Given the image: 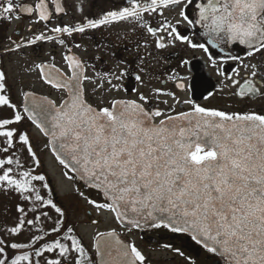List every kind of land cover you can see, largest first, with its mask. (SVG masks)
<instances>
[{
  "label": "snow or ice",
  "instance_id": "snow-or-ice-1",
  "mask_svg": "<svg viewBox=\"0 0 264 264\" xmlns=\"http://www.w3.org/2000/svg\"><path fill=\"white\" fill-rule=\"evenodd\" d=\"M177 10L173 23L166 13ZM55 13H65L59 0H55ZM21 14H35L38 21L51 19L45 0H38L33 7L0 0V20L11 23ZM147 17L157 19V25L153 26ZM118 23L155 37L157 50L177 43L200 49L214 67L217 60L210 48L218 49L223 54L221 62H237L232 69L236 77L241 67L250 69L234 95L249 99L264 96L257 87H264V64L243 62L264 54V0H125L121 7L98 18L85 16L82 23L53 27L51 31L61 36H83ZM182 25L191 30L198 28V34L207 37L206 42H194L180 31ZM7 40L0 47V62L9 54H23V49L38 41L65 45L60 36L43 33L26 40ZM139 46L147 48V43ZM234 46L241 47L245 57L232 55ZM75 47L81 45L76 43ZM63 61L67 73L52 62L25 68L66 95L57 103L23 92L22 110L12 102L8 73L0 67V110H10V115L0 116V153L6 154L0 159V191L15 193L31 205H16L17 222L5 229V234L17 237L30 231L42 217L53 224L47 232L39 229L43 235H33L27 242L0 238V264H41V258L44 264H95L75 228L66 225L65 210L53 199H45L35 186L34 182H44L42 187L51 193L46 176L33 174L34 169H26L18 157L7 155L10 150L14 153L18 144L40 167L29 132L19 127L25 121L47 138L44 147L65 170L63 176L95 192L98 199L79 187L75 189L98 216L113 214L129 232L163 227L185 235L209 258L214 257L215 264H264V114L204 107L191 98L180 100L175 93L161 88L153 89L150 95L141 92L135 99L117 98L114 92H127L122 83L127 71L97 69L74 54H65ZM145 63L140 57L134 77L139 85H144V76L151 79L148 68L141 66ZM218 75L225 77V88L240 84L239 79L219 68ZM169 79L177 81L178 89L186 90L183 76L173 72ZM161 97H170L175 105L188 108L177 111ZM161 103L166 109L159 107ZM48 210L55 212V219ZM29 213L32 219L27 218ZM98 223L97 219L91 220L92 225ZM48 236L52 239H46ZM93 241L100 264H147L142 251L122 240L115 229L98 231ZM163 247L184 256L170 244ZM188 260L195 264L191 258Z\"/></svg>",
  "mask_w": 264,
  "mask_h": 264
},
{
  "label": "flooded vegetation",
  "instance_id": "flooded-vegetation-1",
  "mask_svg": "<svg viewBox=\"0 0 264 264\" xmlns=\"http://www.w3.org/2000/svg\"><path fill=\"white\" fill-rule=\"evenodd\" d=\"M37 2L38 0H14V3L18 5L23 4L26 7H33ZM45 2L51 13V19L48 22L38 21L35 14L32 16L21 14L20 19H13L11 23L0 20V47L8 42V37H11L13 40H26L27 38H32L34 35H40L41 33L53 37L60 36V38L65 40V45H59L53 41H38L35 46L23 49V54L15 53L4 57L2 62H0V65L5 71L6 61L11 62V60H13L11 66L18 67L20 72H27L25 71V68L31 67L34 63L52 62L55 63L56 67L67 73L68 69L63 61V56L65 54H74L80 59L87 61L89 64H95L97 69H103L104 71L115 70L116 72L121 70L127 71L129 74L124 77L122 82L124 89H127V92L123 90V95L119 98L135 99L133 97V94L135 93L133 89H137L139 85L134 83L136 82L134 77L137 74V68L135 66H137L140 57H144L145 62L151 64V67L146 66L151 75V79L148 76H144V78L152 81L154 84L152 87L153 89L161 88L166 92H172L175 93V95L181 94L188 99L191 98L195 102L201 103L205 101V96H207L208 92L213 89V85L217 86L219 82V80H215L214 83L210 81L213 76L210 75L209 69L216 68V75H218L219 68L227 74L232 75L233 79L240 80V84L231 87L232 92L231 95H229V101H231L232 97L238 100V102H262L264 104V96L249 99L240 98L239 96L234 95V93L239 90L240 86L243 85L244 79L250 73V69L245 70L241 67L239 69L240 76L236 77L232 72V69L238 66L237 62H221L220 58L223 54L220 53L218 49L210 48L211 54L217 60V66L214 67L212 62L209 61L208 55L202 50L191 49L184 44L177 43L175 47L157 50L154 44L156 39L155 37L148 35L144 30L139 28L132 31L133 26L125 23H118L112 26L89 31L83 36L80 34H74L72 37H69L66 34L61 36L60 34L51 31V28L53 27L71 26L77 23H82L85 16H88L89 18H98L101 14L107 11L118 9L124 4L125 0H59L61 6L65 8L66 14L55 13V0H45ZM177 13L178 10L176 13L172 14L173 18L170 17L173 23H175ZM166 15L171 16V13H166ZM147 18L153 26L157 25V19L152 17ZM180 31L189 35L196 43L206 42L207 40V37L198 34V28L196 30H191L187 25H182L180 27ZM145 42L147 43V48L143 46L138 47V45H143ZM76 43L81 45L79 49L75 47ZM52 44H54V46H51ZM69 48L72 50L71 53H67V49ZM51 51L53 53H51ZM226 51L228 50L226 49ZM149 53H151V55H149ZM196 53H198V55H194ZM231 54L245 57V52L241 47L234 46L231 49ZM53 56L55 57L54 61L52 60ZM185 60L189 61V63L183 64L182 62ZM243 62L245 64H264V54H257L255 57L245 58ZM160 63L162 65H160ZM118 64L119 67H117ZM173 72L184 77L182 82L185 84V91H182L175 86L177 81L169 79V76L172 75ZM32 74L36 75L38 81H36V83H29V86L24 84L26 88H24L23 92H36L35 86L37 87L39 85L40 91L36 93H38V95H47L54 99L57 103H59L66 95L65 93L57 92L55 89H52L49 85L45 84L39 78L38 73L34 72ZM88 74H92L91 67L88 69ZM196 75H200L203 78L200 82V86H198L196 81ZM129 82L130 89L132 90V94L130 95L127 94L130 91L128 89ZM227 83L230 84L231 81H227ZM30 86H33V88H29ZM257 87H260L261 92H264V87H261L260 84H257ZM10 88V98L11 100H15V96L17 94L15 95L13 87L10 86ZM23 92L20 97L16 96L18 100L14 103L17 107L21 108V110L24 101ZM54 95H56V98ZM202 105L203 103H201V106ZM175 107L177 111L187 110L188 108L187 105H175ZM255 112L264 114V105L258 107ZM0 140H2V138H0ZM2 147L3 144L0 142V148ZM20 152V146L17 144L14 153L17 155ZM9 153H13V150H10ZM9 153L7 155H9ZM5 155L6 154L4 153H0V159L5 157ZM51 158L56 163L53 157ZM88 214L91 215V212L88 211ZM117 230L121 237H126L129 232L127 229H122L120 227H118ZM135 235H137V237L141 240L151 242L153 246L163 247L166 244H170L173 248L178 247L185 254L192 256L196 260L201 259L203 264H215V258H209V255L200 246L191 241L189 237L185 235L173 234L163 227L143 232L137 230L130 232L131 238ZM165 240H167V243H165ZM133 241L135 243V240L130 242L133 243ZM162 243L163 245L161 246Z\"/></svg>",
  "mask_w": 264,
  "mask_h": 264
},
{
  "label": "rangeland",
  "instance_id": "rangeland-1",
  "mask_svg": "<svg viewBox=\"0 0 264 264\" xmlns=\"http://www.w3.org/2000/svg\"><path fill=\"white\" fill-rule=\"evenodd\" d=\"M173 13H171L172 17ZM173 18V17H172ZM51 46H54L52 44ZM53 50V49H52ZM51 53H53L51 51ZM198 55V53L194 54ZM13 63V60L11 62L6 61V72L9 76V86L13 87L15 90V95L19 96L24 91V88H26V85H30L29 83H36L38 81V78H36V75H33L34 72H20L18 67L11 66ZM160 65H162L160 63ZM145 66L151 67V64L145 63ZM1 67V65H0ZM137 68V66H135ZM207 71V70H206ZM184 72V71H183ZM209 73L213 78H211V82L214 83V81L219 80L218 85H213V89L208 92L207 99H205L202 106L208 107V108H217L224 110L226 112H249V111H255L258 107L263 106L264 104L262 102H255V103H245V102H238V100L231 97V101H229V95H231V88H225L223 87L222 82L225 81V78L220 75H216L217 71L216 68L209 69ZM142 75V74H141ZM143 76V75H142ZM196 81L198 83V86H200V82L203 80V78L200 75L195 76ZM144 85H138L137 91L133 94V97L136 98L139 93H144L145 95H150L151 91L153 90L154 84L151 80L144 78ZM123 82V81H122ZM138 84V82H134ZM133 83V84H134ZM29 88H33V86H30ZM130 90L127 94H132V90L130 89V82L129 87ZM35 91L39 92L40 87L39 85L35 86ZM211 94V95H209ZM14 95V96H15ZM113 95L117 98L121 97L123 95V89L120 92H114ZM15 96V100L12 99V102L15 103L16 100H18ZM200 96V95H199ZM198 96V97H199ZM56 98V95H54ZM176 97L180 100L188 99L184 95L178 94ZM161 100L167 99L169 104H172L175 106L174 101L170 97H161ZM199 103V104H201ZM160 107L163 109H166V105L160 104ZM1 116H8L10 115V110H0ZM21 129H27V131L30 134V137L32 139V144L34 147V150L37 152V156L40 160V167H36L34 162L32 161L31 157L28 155L26 150H21L20 153L17 155L15 153H9V155H13V158L18 157L21 162L24 164V167L26 169L28 168V165L31 164V169H34L33 174H43L46 177H48L51 180V183L53 185V188H55V191L58 194V198L60 200V204L62 208L65 210L66 213V225L67 226H73L75 228V234L83 238V243L88 249V252L90 255L93 256L95 259V253L93 250V236L99 231V232H107L115 229L117 232L118 226L117 223L113 220L111 215L109 213H105L103 215H97L96 210L87 203L84 199H82L75 191L77 187L80 188L81 191H84L86 195H90L92 198H97L96 194L92 193L91 191L84 189L82 187V184L76 181H68L64 176L63 172L65 171L63 168L60 167L59 163H55L49 152V148H45L44 145L47 143V140L40 135L39 131L31 126V124L28 121H25L21 125H19ZM4 158V157H3ZM30 165V166H31ZM35 186L39 189L40 194L45 199H52L51 193H49L48 189H44L42 187L44 182H34ZM21 204L25 208L30 207L31 205L23 201L17 194L8 192L5 194L4 192L0 191V238L7 240H12L15 242H27L33 235L42 234L43 232L39 231V229H43L44 232L49 231L51 227H53V224L51 221L47 220V218L42 217V221L38 222L30 231L25 230L23 231L19 236L17 237H9L5 234V229L13 227L17 222V217L19 216V213L16 211V205ZM49 214L53 216L55 219L56 214L53 210H48ZM88 211L92 212V216L88 215ZM28 219L33 218V214L29 213ZM97 219L99 223L97 225H92L91 220ZM54 235V234H53ZM133 240H135V244L138 247L139 250L142 251V253L147 257V264H189L188 258H191V260L195 261V264H203L202 260H196L190 255L185 254L181 249V251L184 253V256L177 255L173 250L167 249L165 247H156L153 246V244L149 241L141 240L137 235L132 236ZM127 242H130V232L127 233V236L125 237ZM52 236H48V240H51ZM165 243H167V240H165ZM163 243L161 244V246ZM178 248V247H176ZM11 252V250H9ZM52 257H54V254H51ZM49 257V258H52ZM44 263V260H42Z\"/></svg>",
  "mask_w": 264,
  "mask_h": 264
},
{
  "label": "water",
  "instance_id": "water-1",
  "mask_svg": "<svg viewBox=\"0 0 264 264\" xmlns=\"http://www.w3.org/2000/svg\"><path fill=\"white\" fill-rule=\"evenodd\" d=\"M33 93V92H32ZM33 94H35L37 97H46V96H43V95H38V94H36V93H33ZM49 98V97H48ZM50 99V98H49ZM23 106V105H22ZM34 126V125H33ZM43 136V135H42ZM44 137V136H43ZM46 138V137H45ZM47 139V138H46ZM51 152V151H50ZM51 154L53 155V153L51 152ZM52 157H54V155L52 156ZM55 158V157H54ZM83 185V184H82ZM83 187H84V185H83ZM114 217V216H113ZM118 223V222H117ZM118 225H120L119 223H118ZM120 227H121V225H120ZM123 228H126L127 229V227H123ZM152 228H147V229H145V230H143V231H148V230H151ZM136 230H138V229H136ZM139 231H141V230H139ZM120 236V235H119ZM121 238V237H120ZM122 239V238H121ZM123 240V239H122ZM95 257H96V263L97 264H100V258L95 254Z\"/></svg>",
  "mask_w": 264,
  "mask_h": 264
},
{
  "label": "trees",
  "instance_id": "trees-1",
  "mask_svg": "<svg viewBox=\"0 0 264 264\" xmlns=\"http://www.w3.org/2000/svg\"><path fill=\"white\" fill-rule=\"evenodd\" d=\"M50 183H51V182H50ZM50 187L52 188V191H53V193H54V195H55V197H56V193H55V190H54V188H53L52 183H51ZM55 199H56L57 203L61 206V204L59 203L58 198L56 197ZM61 207H62V206H61ZM65 222H66V221H65ZM45 232H46V231H45ZM38 235H40V234H38ZM41 235H42V234H41ZM79 237H80V236H79ZM80 238H82V237H80ZM46 239H48V237H46ZM82 242H84V241H83V238H82ZM40 243H43V241H41ZM83 244H84V243H83ZM45 255L48 256V257H52V255L49 254V253H46ZM42 260H43V258H41V264H44V263L42 262ZM95 264H96V261H95Z\"/></svg>",
  "mask_w": 264,
  "mask_h": 264
}]
</instances>
